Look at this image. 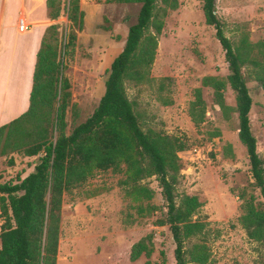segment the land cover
Instances as JSON below:
<instances>
[{"label":"rangeland","instance_id":"obj_1","mask_svg":"<svg viewBox=\"0 0 264 264\" xmlns=\"http://www.w3.org/2000/svg\"><path fill=\"white\" fill-rule=\"evenodd\" d=\"M69 1L61 0L59 16L47 21V27L56 26L48 41L56 47L61 74L70 84L67 133L97 106L107 69L121 51L140 8L139 3L78 0L83 11L82 28L78 30L71 28L67 19ZM156 6L163 28L150 70L152 81L137 84L126 80L125 87L144 130L152 128L187 139L188 148L178 153L182 168L175 192L178 196H199L202 206L194 218L203 221L205 228L201 237L187 240L185 247L204 240L210 251L206 264H264V246L250 239L238 220L241 200L237 194L246 190L257 195L258 190L253 187L246 148L238 138L234 91L230 87L225 91L226 103L231 107L228 118L206 87H202L204 121L195 124L188 113L201 78L224 77L228 72L215 29L205 23L201 0H158ZM215 8L225 35L233 43L242 33L252 43L264 42V0H215ZM71 30L76 40L65 49ZM242 72L253 98L251 130L257 152L264 159V90L254 79L250 65H245ZM162 77L169 80L165 81L166 88L159 90ZM165 97L171 99V104H163ZM36 161V156L18 152L0 156V184L23 178ZM123 179L122 172H96L84 184L63 194L55 264H175L172 235L167 225L158 223L167 208L156 177L140 181L153 192L150 200L141 202L129 197ZM259 199L264 202L261 196ZM138 204L150 206L151 213L140 215ZM141 239L152 253L131 260V247Z\"/></svg>","mask_w":264,"mask_h":264},{"label":"trees","instance_id":"obj_2","mask_svg":"<svg viewBox=\"0 0 264 264\" xmlns=\"http://www.w3.org/2000/svg\"><path fill=\"white\" fill-rule=\"evenodd\" d=\"M139 3L136 21L128 28L124 45L107 69L104 92L93 112L67 133L66 111L70 105V84L61 74L57 50L49 41L54 24L46 27L36 54L29 106L18 117L0 126V156L18 152L36 156L33 170L23 178L0 184V264H55L59 242L60 209L63 194L84 184L96 172H122L123 185L135 202L150 200L153 192L140 181L155 176L166 202V215L159 220L167 225L175 243V264H206L210 251L204 240L186 248L185 242L201 237L205 223L194 218L202 206L199 196L175 192L180 169L179 152L188 148L183 135L167 134L140 125L133 103L128 98L125 81L141 84L149 77L163 28L158 0H115ZM166 1V0H164ZM205 23L215 29L227 65L224 77L205 75L201 87L194 90L189 116L195 123L205 118L202 87L212 90L213 100L228 118L231 107L225 91L235 93L234 111L238 117V138L245 146L253 187L258 190L237 194L241 200L238 220L246 235L264 246V159L257 152V140L251 130L253 98L242 68L250 65L254 79L264 90V42L252 43L246 33L233 43L216 14L215 0H201ZM61 0H46L47 17L56 19ZM175 9V3L171 4ZM67 19L71 28L80 30L83 11L78 0H70ZM154 29V32L151 31ZM76 40L71 30L65 43L70 49ZM168 77L159 80V90L166 88ZM164 105L171 99L162 98ZM229 150L228 146L226 148ZM150 206L137 205L140 215H148ZM149 242V241H148ZM152 248L144 239L131 247L130 259Z\"/></svg>","mask_w":264,"mask_h":264},{"label":"crops","instance_id":"obj_3","mask_svg":"<svg viewBox=\"0 0 264 264\" xmlns=\"http://www.w3.org/2000/svg\"><path fill=\"white\" fill-rule=\"evenodd\" d=\"M19 18L27 29H19ZM48 19L46 0H0V126L29 106L36 54Z\"/></svg>","mask_w":264,"mask_h":264},{"label":"built area","instance_id":"obj_4","mask_svg":"<svg viewBox=\"0 0 264 264\" xmlns=\"http://www.w3.org/2000/svg\"><path fill=\"white\" fill-rule=\"evenodd\" d=\"M18 27H19L20 30L27 29V24H26L24 18H19L18 19Z\"/></svg>","mask_w":264,"mask_h":264}]
</instances>
